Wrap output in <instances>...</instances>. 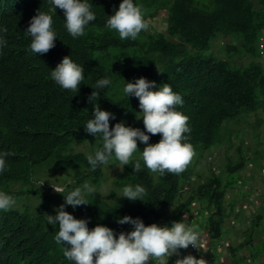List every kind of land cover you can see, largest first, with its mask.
I'll return each mask as SVG.
<instances>
[{"label":"trees","instance_id":"1","mask_svg":"<svg viewBox=\"0 0 264 264\" xmlns=\"http://www.w3.org/2000/svg\"><path fill=\"white\" fill-rule=\"evenodd\" d=\"M120 2L91 0L96 20L76 39L63 26L62 10L56 9L51 13L58 37L55 47L36 55L29 50L30 38L24 32L38 9L48 11L47 0H0V25L7 28L2 34L7 45L0 48V149L12 153L7 158L8 171L0 175V191L14 195L17 202L29 195L39 199L33 213L13 208L0 211V264H72L53 240L58 225H48L44 215L51 204L57 208L64 202L65 193L49 195L51 188L35 179L47 168L62 178L70 176V183L61 184L66 190L83 183L97 188L104 170L118 164L113 159L96 171L88 170L86 156L102 145L83 130L92 116V104L86 102L92 91L99 93L101 110L116 116L115 121H109L110 129L123 120L126 126L143 130L142 120L136 119L138 100L123 95L124 81L145 77L157 86L168 83L183 99L176 110L188 117L189 142L197 159L216 147L230 150L228 125L264 113V70L258 62L264 55V0H136L149 29L135 40H120L117 32L105 27L107 16ZM153 20L162 22V31L151 26ZM215 42L217 55L213 54ZM69 55L85 70L78 93L62 89L50 78V71ZM102 77L113 84L95 89L96 80ZM149 135V143L160 139V134ZM86 144V153L75 152L76 147ZM137 147L134 156L139 158L144 145L137 142ZM236 151V160L226 157L221 167L209 172L203 181L197 177L195 184L189 165L179 175L166 171L160 176L144 167L142 160L141 171L132 173L130 162L121 166L124 171L112 182L111 196L120 194L115 201L106 203L94 193L87 197L89 205L65 210L76 219H88L89 229L99 224L116 233L131 230L127 224L116 223L126 215L141 218L145 226H170L187 214V221L197 224L202 232L198 249L205 258V247H215L228 238V221H238L237 202L249 196V188L245 193L236 192L247 185L242 173L253 165L248 177L251 181L257 170L263 171V152L248 157L241 147ZM192 183L189 198L179 203L181 190ZM126 184L145 187L142 202L122 198L120 190ZM36 187L38 192H34ZM263 218L264 213L248 220L249 228L238 222V229L245 228L240 249L246 248L250 236L258 232ZM187 249L184 255L190 254ZM148 264L157 261L150 259Z\"/></svg>","mask_w":264,"mask_h":264},{"label":"clouds","instance_id":"2","mask_svg":"<svg viewBox=\"0 0 264 264\" xmlns=\"http://www.w3.org/2000/svg\"><path fill=\"white\" fill-rule=\"evenodd\" d=\"M47 3L50 5L48 11L38 9L24 32L30 38L29 50L36 55L45 54L55 47L54 41L58 37L51 13L56 12V9L62 10L63 26L73 39L85 35L90 22L96 20L91 0H47ZM107 17L105 27L117 32L120 40H135L142 31L149 29L142 6L136 0H121L118 9H114L113 14ZM6 32L7 28L0 25V48L7 45L2 35ZM261 58L264 59V55ZM84 71V66L69 55L63 57L50 71V78L62 89L78 93L85 79ZM112 84L111 79L102 77L96 80L94 88L104 89ZM122 92L128 99L134 97L138 100L140 112L136 119L142 120L143 130L126 126L123 120L114 123L110 129L109 121H115L116 116L101 110L97 103L99 93L92 91L86 98V102L92 104V116L84 124L83 130L95 140H101L102 145L86 156L88 170L96 171L114 159L118 162L120 172L124 171L121 166L131 162L132 173H136L141 171L142 160L144 167L160 176L166 171L181 174L195 154L189 142L188 117L176 110V106L183 105L181 95L174 92L168 83L157 86L155 81L145 77L134 82L124 81ZM149 134H160L159 141L149 143ZM137 142L144 145L139 158L134 156L138 150ZM11 155L10 151L0 149V175L8 171L7 158ZM66 188L53 187L56 193H65L64 202L53 210L55 215H44L48 225H58L53 240L61 247L64 258L72 264H148L150 259L157 261V264H168L172 256L177 257L174 264H206L200 251L199 259L190 254L179 258L181 249L189 246L198 248L202 239L199 226L189 223L186 216L178 222L172 221L170 226L156 223L145 226L141 218L126 215L117 218L116 223L129 225L131 230L128 232L116 233L99 224L89 229L88 219H76L65 209L71 206L75 211L78 206L89 205L87 197L95 193V187L83 183ZM120 191L122 198L130 202H142L146 195L145 187L140 184H126ZM16 205L14 196L0 191V211L6 212Z\"/></svg>","mask_w":264,"mask_h":264},{"label":"rangeland","instance_id":"3","mask_svg":"<svg viewBox=\"0 0 264 264\" xmlns=\"http://www.w3.org/2000/svg\"><path fill=\"white\" fill-rule=\"evenodd\" d=\"M150 24L158 32L162 31L164 28V25L160 20H153L150 22ZM213 46H214L213 54L217 55L219 53L218 52L219 49L216 42L213 44ZM258 62L260 63L262 69L264 70V59L261 58V60L259 59ZM227 129L230 131L231 134L232 146L230 150L225 151L224 147H216L210 152L205 153V156L202 157L201 159H197V155L195 154L188 163L189 165L188 167L192 169L193 174L195 176L193 179L194 184L197 180V177L200 178L199 179L200 181H203L205 178L208 177L209 172H212V170L217 169L219 166L221 167V165H223V162L226 160V157L231 158L232 159L231 161L236 160L238 156L236 149L238 147H241L244 150V153H246L248 157H251L253 156L254 153H259V152H263L264 154V113L258 112L255 115H249L245 121L242 120L239 123L229 124ZM87 146H88L87 144L78 146L75 148V152L86 153L88 149ZM261 161L264 164V158H261ZM117 166L118 164L108 166L109 168L105 169L103 172L105 176H103L100 185L97 188H95L96 189L95 194H98L106 203L109 204L115 201L116 198L120 196L119 193L117 194V197L111 196V192L114 191L112 187V182L116 179V177L120 173ZM262 166H263L262 173H264V165ZM39 167H37L36 169H38ZM251 169H253V165L242 173L245 182H247V187L244 189L249 188L250 193L253 194L250 196L251 199L261 198L259 196L264 194V185H263L264 174H262L261 171L260 173H258L259 170H257V172L253 177V180L250 181L248 177L251 174ZM36 178L38 179L35 180L41 183L42 186L51 188L52 193L50 191L49 195L56 193L52 187H63V185H61L62 183L64 184L70 183L71 181L70 176H65L64 178H62L61 176L52 173V171L47 168H43L40 171V173L36 176ZM191 186L194 187L193 183L190 186L186 185V187L181 190L180 192L181 201H179V203H182L189 198V194L191 193L192 190ZM14 191L17 192L18 188L16 187ZM38 191L39 190L37 187L34 188V192H38ZM20 200L21 201L17 202V205L13 209L20 211L26 210L29 213H33L38 208L39 199H37V196L29 195L28 197L27 196L22 197ZM175 205L177 204H174V206ZM176 207H178V205ZM55 208L56 205L51 204L47 209L46 214L55 215V212L53 211ZM185 216L187 217V214L181 215L180 219H176L175 221L178 222L181 220L182 217ZM261 230L262 229L259 228L257 231H261ZM183 250L184 249H181L180 252L182 253ZM176 259H177L176 256H172V259L168 260V264H174ZM255 264H258V261H256Z\"/></svg>","mask_w":264,"mask_h":264},{"label":"crops","instance_id":"4","mask_svg":"<svg viewBox=\"0 0 264 264\" xmlns=\"http://www.w3.org/2000/svg\"><path fill=\"white\" fill-rule=\"evenodd\" d=\"M246 187L247 185L243 186V188H238L236 192L245 193L248 189H244ZM246 193L247 196H249L247 198L244 197L239 199L235 208V216L238 221L234 218H231L228 221L229 224H227L226 229L228 238L226 237L215 247H205V258L208 261L207 264H255L256 261H258V264H264V251L262 250L264 245V218L262 219L259 227L262 230L250 236V240L248 241L249 244L244 246L246 248L240 249L239 247V241H244V234L241 231H244L245 228L242 230L238 229V222L242 221L245 227L249 228V221L255 217L261 216L264 213V194L259 196L261 199H251L250 191ZM261 211L263 212L262 214ZM184 253L185 251L183 250L179 258H183ZM251 256H253V259H251ZM241 258L245 261L243 263H238V259Z\"/></svg>","mask_w":264,"mask_h":264},{"label":"built area","instance_id":"5","mask_svg":"<svg viewBox=\"0 0 264 264\" xmlns=\"http://www.w3.org/2000/svg\"><path fill=\"white\" fill-rule=\"evenodd\" d=\"M188 252L190 255H192L195 258H201V255L199 254V249L198 248H193L192 246L188 247Z\"/></svg>","mask_w":264,"mask_h":264}]
</instances>
